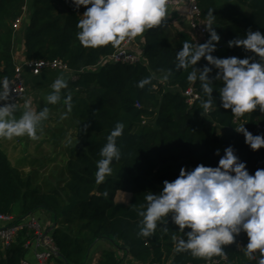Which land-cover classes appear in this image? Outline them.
<instances>
[{"label":"trees","instance_id":"1","mask_svg":"<svg viewBox=\"0 0 264 264\" xmlns=\"http://www.w3.org/2000/svg\"><path fill=\"white\" fill-rule=\"evenodd\" d=\"M25 4L26 0H0V89L14 74L13 22ZM197 6L205 22L208 10L213 9V27L221 38L214 56L254 55L240 47L229 48L227 41L242 38L249 29L264 34V0H197ZM85 10L84 6L76 9L71 0H29L23 30L25 59H60L71 70H82L75 81L68 78V88L62 90V96L70 93L73 97L71 112L64 104L62 109L75 133L65 143L67 157L60 175L42 187L32 180L35 174L24 175L0 149V213L20 218L43 209L53 215L56 227L51 236L60 254L56 264H84L91 246L101 239L125 249L133 261L142 264H202L219 260L222 257L206 260L195 258L190 252L177 253L175 239L182 234L171 222L170 214L166 224H158L152 237H141V217L137 212L145 203V192H159L162 182L174 180L181 167H215L220 158L214 155L217 149L222 156L223 149L232 146L240 161L246 162L250 174L264 169V148L252 151L243 135L234 130L244 123L253 135L264 133V113L257 108L237 118L230 109L220 107V81H213L217 108L208 113L199 109L200 99L205 98L200 82L187 80L191 69L175 71V55L184 41L204 43L209 35L200 38L182 31L173 42L165 20L141 35L144 63H107L94 71L88 69L120 45L82 47L76 39V24ZM206 63L202 58L195 67L202 68ZM170 70L169 79L159 83ZM215 72L213 69L210 78ZM146 77H152V83L157 85L154 90L151 85L137 87ZM187 88L199 96L191 105L183 96ZM117 122L124 124L123 135L117 138L121 159L113 161L112 175L97 184L99 152ZM118 191L131 194L128 205L114 201ZM237 238L235 243L223 246L229 262L237 256ZM32 239V232L21 230L9 248L0 250V264H20L27 258L25 244ZM118 262L115 250H103L97 264Z\"/></svg>","mask_w":264,"mask_h":264},{"label":"clouds","instance_id":"2","mask_svg":"<svg viewBox=\"0 0 264 264\" xmlns=\"http://www.w3.org/2000/svg\"><path fill=\"white\" fill-rule=\"evenodd\" d=\"M76 9L85 7L79 15L76 39L84 48H99L107 45L117 47L126 40L141 36L146 30L158 28L168 16L169 0H71ZM213 9L207 12V20L202 23L209 38L204 43L184 41L176 52L174 69L188 72L190 83L200 82L204 99L200 108L204 113L217 108L212 93L215 83L220 81L218 91L220 107L230 109L239 118L252 113L257 108L264 113V34L249 29L242 38L227 41V46L240 47L253 56L219 58L212 53L220 36L214 30ZM194 41L195 38L193 37ZM206 65L196 68L201 59ZM258 58V60L256 59ZM213 69L215 76L210 78ZM172 75L171 70L159 83L166 82ZM151 85L152 77L140 80L137 87ZM68 82L62 76L54 80L51 93L46 96L48 104L56 105L61 100L68 112L73 108V97L69 93L62 97V90ZM199 98V97H198ZM9 92L0 89V139L11 140L27 136L39 139L41 122L48 119L49 109L35 110L25 101L23 111H18L14 103H6ZM63 119V117H61ZM244 137V143L252 151L264 148V133L253 135L244 123L234 128ZM124 132V124L117 122L106 137L100 149L101 157L96 162L95 181L103 183L111 176L113 161L121 159L117 138ZM215 167L197 164L193 169L181 167L179 175L172 181L164 180L162 189L157 193L145 192V203L140 205L137 214L139 235L152 237L158 224H166L170 214L171 222L178 226L181 237L175 239V251L190 252L195 258L211 260L213 257H227L223 246L236 242V237L245 233L246 246L241 247L243 254L256 264H264V169L258 168L250 174L246 162L240 161L232 146L223 149ZM127 202V201H126ZM167 232L168 228L163 227ZM185 229L189 231L185 232Z\"/></svg>","mask_w":264,"mask_h":264},{"label":"built area","instance_id":"3","mask_svg":"<svg viewBox=\"0 0 264 264\" xmlns=\"http://www.w3.org/2000/svg\"><path fill=\"white\" fill-rule=\"evenodd\" d=\"M184 3L186 6L187 22L189 25V32L200 38H206L208 33L205 31V21L201 16L197 0H169L168 7L173 8ZM26 8L23 7V12L13 22L14 31L22 23L25 16ZM141 43V42H140ZM139 43L137 37L123 42L114 52L110 55L102 57L95 65L88 67L94 71L107 63H120L125 65H136L142 63V55L138 53ZM43 71H56L66 75L71 81L78 78L79 72L71 70L65 62L60 59H38L27 60L24 59L19 63H15L13 77L6 81L2 89L9 92V99L6 103H14L18 107L27 93V84L25 74L31 73L33 76L40 75ZM185 101L191 105L198 99V94L192 88H187L183 92ZM5 103V102H0ZM136 106H139L136 103ZM46 210L39 209L26 216L15 218L14 216L0 213V250L4 251L10 247L15 241L18 233L26 229L33 233V239L27 241L25 247L28 251L33 252L36 264H48L52 257L58 258V250L55 247L51 232L56 227L55 222L44 224V218L41 215L45 214ZM251 261V260H249ZM248 261V262H249ZM230 263L227 258H220L219 260H212L202 264H226ZM20 264H31L27 258L21 260ZM132 264H139L133 261Z\"/></svg>","mask_w":264,"mask_h":264},{"label":"crops","instance_id":"4","mask_svg":"<svg viewBox=\"0 0 264 264\" xmlns=\"http://www.w3.org/2000/svg\"><path fill=\"white\" fill-rule=\"evenodd\" d=\"M28 7H29V0H26L25 4V16L23 18L22 23L16 28L13 35V45H12V55H13V61L15 63H19L25 59L24 57V46H23V30L25 26V22L28 15ZM165 21H167V31L170 39L174 42L178 39V33L182 31L189 32V25L187 22V13H186V6L184 3L175 6L173 8L168 7V16L166 17ZM139 48L138 53L142 55V37H137ZM141 42V43H140ZM144 63V60L142 61ZM63 77L65 80L68 79V77L64 74H61L56 71H43L40 75L33 76L31 73L26 72L25 78H26V84H27V93L25 95L24 102H20L16 112V116L19 117V115L23 111V105L25 101H29L31 103V106L39 111L42 110L43 107H45L48 103L46 101V96L51 93V85L54 82V80L58 77ZM63 97V96H62ZM63 106V100H61L60 105H58V108H62ZM62 110V109H61ZM56 112V111H55ZM53 112V113H55ZM52 114V113H51ZM50 113L48 116V119L41 122L42 130L48 132V122L50 121ZM54 120V119H53ZM39 132V131H38ZM55 139V137H54ZM23 141V144L25 145L23 151L21 150V153H19L18 150L21 149L20 142ZM35 140L30 139L27 136L23 137H15L11 140L6 139H0V149L5 153L6 157L8 158L9 162L12 166L16 165L15 160L22 155V157H25L24 160H22L18 167H15L19 169L21 172L23 171L24 167L23 165H33L34 163H42L44 158H42L39 161L35 157H32L30 155V150L35 149ZM34 144V145H33ZM31 158V159H30ZM34 159V160H32ZM49 160V159H48ZM29 170V169H28ZM23 173V172H22ZM24 174V173H23ZM131 200V194L124 191H118L115 195L114 201L116 203H120L123 205H128ZM127 201V202H126ZM45 215L48 216V219H45ZM42 218H44V224H50L52 221H54L53 215H51L49 212H45V214L41 215ZM247 244V237L246 234L241 232L238 235L237 238V256L235 260L231 261L230 263L226 264H247L249 259L243 254V251L240 249L243 246H246ZM103 250H115L118 257L119 262L118 264H132L133 260L128 255L127 251L125 249H119L114 246V244L107 240V239H101L96 241L90 249V252L84 261V264H97L101 251ZM27 259L31 264H36V261L33 256V252L30 250L27 253ZM48 264H56V259L51 260ZM142 264V263H139Z\"/></svg>","mask_w":264,"mask_h":264},{"label":"rangeland","instance_id":"5","mask_svg":"<svg viewBox=\"0 0 264 264\" xmlns=\"http://www.w3.org/2000/svg\"><path fill=\"white\" fill-rule=\"evenodd\" d=\"M22 102H24V99ZM58 105H60V102L56 105L47 104L45 106L49 109V113L51 115V119L48 122L49 131L47 132L46 129L44 131H39V139L34 141L35 149L32 148L33 150H30V155L38 159L35 161H39L42 158H44V160L42 163H34L33 165L30 164L26 166L23 165L24 167H22L24 168L22 171L24 175L35 174V176L32 177V180H34L36 182L35 184L40 187L44 186L45 182L48 180L52 181L53 178L60 175L64 164L63 159L64 157H67L64 152L65 143L67 139L75 133V130L70 128L71 126L69 124L68 116L64 114L62 108V110L58 108ZM61 117H63V119ZM20 146L21 149L18 150L19 153H21V150L23 151L25 147L23 141L20 142ZM24 159L25 157H22V155L18 157L15 160L16 165L14 166L18 167L20 165L19 163ZM45 219H48L47 215H45ZM56 258L57 257H52L49 262Z\"/></svg>","mask_w":264,"mask_h":264},{"label":"water","instance_id":"6","mask_svg":"<svg viewBox=\"0 0 264 264\" xmlns=\"http://www.w3.org/2000/svg\"><path fill=\"white\" fill-rule=\"evenodd\" d=\"M57 255H58V257H60V254H59V252L57 253Z\"/></svg>","mask_w":264,"mask_h":264}]
</instances>
